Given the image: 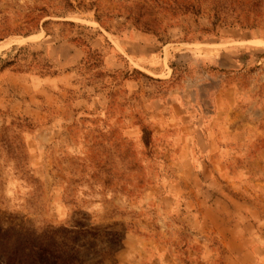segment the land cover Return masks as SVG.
Returning a JSON list of instances; mask_svg holds the SVG:
<instances>
[{
    "label": "rangeland",
    "instance_id": "rangeland-1",
    "mask_svg": "<svg viewBox=\"0 0 264 264\" xmlns=\"http://www.w3.org/2000/svg\"><path fill=\"white\" fill-rule=\"evenodd\" d=\"M0 220L61 264H264V0H0Z\"/></svg>",
    "mask_w": 264,
    "mask_h": 264
},
{
    "label": "trees",
    "instance_id": "trees-1",
    "mask_svg": "<svg viewBox=\"0 0 264 264\" xmlns=\"http://www.w3.org/2000/svg\"><path fill=\"white\" fill-rule=\"evenodd\" d=\"M88 56L87 62L96 64L94 61L101 58V53L90 49ZM3 62L5 63L2 69H5L17 61L13 59ZM58 235L57 230L22 229L13 225L5 226L0 220V264L65 263L64 258L68 256L71 259L72 255L64 251Z\"/></svg>",
    "mask_w": 264,
    "mask_h": 264
}]
</instances>
